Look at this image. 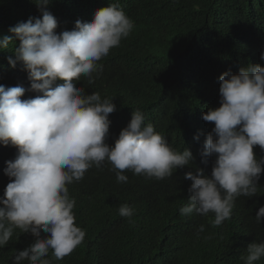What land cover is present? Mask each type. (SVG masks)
<instances>
[{
  "label": "clouds",
  "instance_id": "9594fccd",
  "mask_svg": "<svg viewBox=\"0 0 264 264\" xmlns=\"http://www.w3.org/2000/svg\"><path fill=\"white\" fill-rule=\"evenodd\" d=\"M33 2L40 16L19 22L8 29L12 35L0 37V51L12 46L15 59L8 57L9 65L15 68L22 63L30 81L28 91L36 93L22 99L24 87L0 85V145L17 149L16 158L6 161L4 169L10 182L0 197V248L17 230L35 237L28 247L15 251L12 264H52L47 258L50 252L55 260H62L83 243L86 232L75 223L76 200L68 185L83 180L93 167L110 165L117 183L125 184L129 171L160 181L187 166L193 170L184 179L191 185L179 212L182 216L212 213L213 227L231 218L238 197L257 196L264 173V157L257 158L254 152L255 146L264 151L263 49L256 50L246 65L221 63L212 90L220 106L207 112L196 108L193 121L179 126L190 150L200 158L215 157L207 175L194 164L188 148L175 150L153 123H145L139 109L109 144L114 98L102 99L94 91L86 94L84 87L77 86L82 76L89 84L99 78L103 72L99 62L134 28L119 0L96 10L89 21L77 19L72 30L60 33L48 10L52 0ZM118 211L134 223L133 207L125 203ZM262 218L264 206L255 215L256 223L261 224ZM198 231L204 232V225ZM262 258L264 241L249 243L241 256L244 264Z\"/></svg>",
  "mask_w": 264,
  "mask_h": 264
},
{
  "label": "trees",
  "instance_id": "16d2710c",
  "mask_svg": "<svg viewBox=\"0 0 264 264\" xmlns=\"http://www.w3.org/2000/svg\"><path fill=\"white\" fill-rule=\"evenodd\" d=\"M113 2L116 0H52L48 10L57 19L60 33L72 30L77 19L91 20L96 10ZM119 3L134 22L131 34L99 62L103 65L99 78L89 84L82 76L77 86L84 87L86 94L94 91L102 99L114 98L109 144L139 109L145 123H153L175 150L182 151L188 148V137L179 126L193 121L196 108L207 112L220 106L212 92L215 70L221 63L246 65L253 61L256 50H264V0ZM39 16L33 0H0V37L12 35L8 29L19 22ZM11 50L12 46L0 51V85L22 86L26 89L22 99L34 97L36 93L28 91L30 81L22 63L17 62L15 68L8 63V57L15 59ZM190 151L194 164L210 175L215 157L200 158L196 150ZM254 152L257 158L264 157L259 146ZM16 155L15 147L0 145V197L10 182L4 173L6 161ZM109 168L107 164L101 169L93 167L83 180L68 185L76 200L75 223L86 236L62 260H55L50 252L47 258L52 264H244L241 256L246 255L247 245L264 241V218L261 224L255 221L264 206V173L257 196L238 197L231 218L213 227L212 213L182 216L179 212L191 185L184 174L193 169L178 168L172 178L160 181L129 171L125 173L128 182L120 184ZM125 203L135 209L134 223L119 215L118 209ZM200 225L205 227L202 233ZM34 239L17 230L0 248V264H12L15 251L25 249ZM256 264H264V258Z\"/></svg>",
  "mask_w": 264,
  "mask_h": 264
}]
</instances>
